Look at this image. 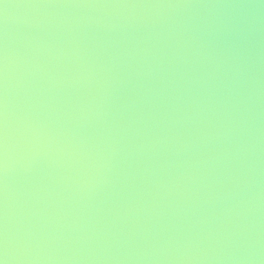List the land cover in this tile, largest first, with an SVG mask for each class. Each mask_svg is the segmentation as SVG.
I'll return each mask as SVG.
<instances>
[{"label": "water", "instance_id": "obj_1", "mask_svg": "<svg viewBox=\"0 0 264 264\" xmlns=\"http://www.w3.org/2000/svg\"><path fill=\"white\" fill-rule=\"evenodd\" d=\"M0 264H264V0H0Z\"/></svg>", "mask_w": 264, "mask_h": 264}]
</instances>
